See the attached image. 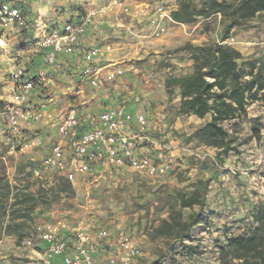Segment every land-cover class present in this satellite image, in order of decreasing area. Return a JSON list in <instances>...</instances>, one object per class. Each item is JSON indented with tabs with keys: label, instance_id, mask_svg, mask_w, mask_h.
<instances>
[{
	"label": "rangeland",
	"instance_id": "1",
	"mask_svg": "<svg viewBox=\"0 0 264 264\" xmlns=\"http://www.w3.org/2000/svg\"><path fill=\"white\" fill-rule=\"evenodd\" d=\"M4 2L13 4V0H0V4ZM142 3L152 7H171L178 4V0H61L54 11L59 14L70 11L71 15L82 18L91 11L97 12L96 20L102 22L99 25H102L105 36L100 45H110L111 51L118 55V62L109 61L116 64L108 66L103 75L118 66L124 69V73L112 81L102 76L101 82L93 85L88 79L77 80L66 70L53 69L50 70L52 82L47 92L50 93L49 97L58 99V114L71 108H81L78 98L83 94L98 96L100 92H104L103 96L113 94L111 98L116 101L114 107H125L127 111V107L133 108L137 111L129 112L143 113L147 119L145 127L142 129L138 123L137 126L132 123L131 128L140 136L148 129L151 140L145 139L140 145L149 146L147 153L157 162L169 164L168 172L164 176L147 177L131 169L98 165L96 171L86 179L71 182V191H59L57 184L64 179L59 173L43 171V178L34 175L33 170L41 168L42 157L41 153L36 152L37 149L14 153L11 150V137H0V161L5 164L6 175L12 185L23 186L30 181L31 191H37L40 184L47 189V192L38 195L39 205L32 219L26 222L23 239L7 235V220L0 222L1 245L18 243L23 249L29 246L23 242L30 237L36 244L39 242L34 231L37 223L64 219L71 227L86 230L94 260L96 251L101 250L103 255L100 257L105 264L107 261L111 264V258L117 261L126 243H133L140 251L131 264H196V261L199 262L197 264H223L220 249L227 243V238L250 233L255 226L253 213L264 204V88L259 91L258 99L247 107V117L239 122L237 135L240 153H231L225 159L217 158L218 151L200 144L194 135L210 117L200 119L180 114L179 90L173 88L170 92L166 88V79L186 76L194 71L187 45H203L219 40L223 30L222 18L214 15L187 24L167 21L166 32L155 36L147 14L139 15L141 8H146ZM21 10L24 25L25 13L23 8ZM62 26L38 19L32 26L29 25L35 33L26 45L41 51L42 35ZM235 36L237 38L234 40ZM244 40L255 41V44H244L255 49L242 54V61H256L257 66H264V16L237 28L227 43L235 47ZM23 66L30 74L36 71L31 62ZM244 68L250 71L246 64ZM84 82L91 88L85 91L84 87L82 92L79 86ZM78 89L80 93H76ZM5 104L0 101V108ZM6 121V118H0V125L3 127ZM256 122L260 127L259 138L252 132ZM58 124L57 119L52 121V126L40 127L36 132L42 133L46 127H52V132L46 135L52 136L50 144H54ZM22 131L24 137L31 136L26 135V130ZM229 162L239 170L230 172L229 169H222L226 177L214 183V170L218 166L225 167ZM214 186L222 193L227 191L221 197L227 199L226 208L233 214L231 223L225 219L217 223L205 222L207 212L211 211L207 201ZM196 189H206L205 204L182 208L178 193L190 195ZM175 211L182 213L184 221L196 225L194 229L191 227V237L184 241L175 235L165 236L156 232L162 221L170 220V215H174ZM197 213L200 216L195 223L193 217ZM214 227L222 230L223 235L217 233ZM201 231L205 234H201ZM23 257L16 248H0V264H28L29 259ZM5 260L8 262L5 263Z\"/></svg>",
	"mask_w": 264,
	"mask_h": 264
},
{
	"label": "built area",
	"instance_id": "2",
	"mask_svg": "<svg viewBox=\"0 0 264 264\" xmlns=\"http://www.w3.org/2000/svg\"><path fill=\"white\" fill-rule=\"evenodd\" d=\"M96 16L97 12L91 11L78 22H67L61 28L46 31L42 35L40 46L48 52L41 69L30 74L25 66L16 61L11 64L8 76L15 83L13 100L0 108V118L7 119L3 127L0 125V137H11V150L14 153L45 149V135L35 133L30 137H23V126L34 121L52 123L59 120L56 142L46 148L41 158V168L33 170L38 178H43V171H55L66 180L75 182L79 177L86 179L91 175L93 165L99 162L116 169H131L147 177L164 176L169 164L159 163L148 153L137 149V136L131 124L137 122L143 129L147 124L143 113H131L125 107H115L85 115L78 109L71 108L54 115L47 108L52 103V97L38 106L29 103V98L36 89L47 91L51 85L49 67L55 64L61 52L76 55L77 61L84 64L82 77L90 80L93 85H98L102 76H105V80L112 81L123 75L124 69L121 66L109 69L103 75L107 67L96 63L97 59L112 50L110 45H95L90 48L78 45L80 36L95 22ZM23 20L19 6L8 2L0 4V27L7 29L22 24ZM167 21L174 22V19L166 6L157 5L149 20L153 35H163L167 29ZM80 92L78 89L76 93ZM34 231L45 244V251L40 258L43 264H95L90 236L83 227H71L66 220L58 219L37 223ZM25 244L33 246V238H28ZM139 253L133 243H126L117 261L111 258L110 263L119 261L120 264H131ZM58 256L62 259H55Z\"/></svg>",
	"mask_w": 264,
	"mask_h": 264
},
{
	"label": "trees",
	"instance_id": "3",
	"mask_svg": "<svg viewBox=\"0 0 264 264\" xmlns=\"http://www.w3.org/2000/svg\"><path fill=\"white\" fill-rule=\"evenodd\" d=\"M171 15L175 21L184 24L221 15L223 30L220 39L203 45L188 44L194 71L186 76L166 79V88L170 92L173 88L179 90L180 114L200 119L210 117L195 131L200 144L216 149L220 159L231 153L239 154V122L247 117V107L258 99L259 91L264 88V66H257L256 61H242V53L227 42L237 28L264 16V0H178V8ZM245 64L250 68L249 72L245 70ZM45 94L43 90L40 92L41 96ZM252 132L260 137L258 122L252 126ZM29 184L12 185L5 164L0 161V222L6 219L5 233L19 240L24 238L26 222L32 219L39 205L38 195L47 192L43 184L35 192L30 190ZM57 188L59 191L73 189L65 178L58 182ZM205 193L206 189H196L190 195L179 192L177 198L182 208L203 206ZM253 214L255 226L250 233L231 235L221 247L223 264H264V204ZM197 218L193 217L195 223ZM191 227L192 223L184 221L182 213L175 211L170 220L162 221L156 232L175 235L184 241L191 237Z\"/></svg>",
	"mask_w": 264,
	"mask_h": 264
},
{
	"label": "crops",
	"instance_id": "4",
	"mask_svg": "<svg viewBox=\"0 0 264 264\" xmlns=\"http://www.w3.org/2000/svg\"><path fill=\"white\" fill-rule=\"evenodd\" d=\"M70 1V0H65ZM61 0H13V4L16 6H19L20 8H23V11L25 13V24H16L14 26H11L10 28H2L0 27V32L4 31V33L0 34V101L3 103H7L13 100L12 97V90L14 88V82H12L8 76L9 69L11 64L16 61V63L20 65H24L26 63H30L35 65L36 71L38 69H41L43 67V59L46 53L48 52L47 49H41V51L35 50L31 47H28L26 44L29 43L30 37L35 33V31L31 28H29V25L32 26L35 21L38 19H42L43 21H47L49 24H61L64 25L67 22H78L83 19L76 17V15H71V12L68 11L63 14H59L55 11V6H57L58 3H60ZM146 6V8H141V12H139V15L142 13H146L148 16V21L154 14V9L155 7L150 6L147 3H142ZM150 6V7H149ZM171 15L172 11L178 8V4L175 3L174 5L167 6L166 7ZM172 16V15H171ZM221 17V15H219ZM209 19V18H207ZM102 22L100 20H95V22L90 25L86 31L85 34L80 36L78 40V45L81 47L85 48H90L95 45H100V42L105 38L104 36V29L101 24ZM233 37V39L235 40ZM245 43H252L255 44V41L253 40H244L243 42H239L235 48L238 49L243 55L248 54L250 50H254V47H247L244 45ZM117 53L114 52H107L104 56H102L100 59H97L96 62L100 65H104L106 67L116 64L118 61L116 60ZM115 61L116 63H110L109 61ZM84 64L81 62H78L76 59V55H71V54H66L65 52H61L58 55L57 61L55 64L49 67V70H66L70 72L77 80L80 79V81H83L85 78L82 77V69H83ZM87 80V79H85ZM81 87L82 92H84V87L85 91L88 89L89 85L88 83L84 82L81 83L79 88ZM91 88V87H89ZM42 89H36L30 96L29 98V103H31L33 106H38L39 104L43 102H48V98L50 96V93L47 92L46 90H43L45 95L41 96L40 92ZM104 92H100L97 95H82L79 97L80 104L82 105L81 108H78L79 112L82 115H85L88 112H100L104 111L110 108H115L114 104H116V101L111 98L113 97L112 93H109V95L103 96ZM48 95V97H47ZM54 100V101H53ZM58 99L52 97V102L50 103L47 108L54 113V115H58V106L56 105ZM129 111H137L133 108H128ZM55 121V120H54ZM137 126V122H133ZM133 124V125H134ZM151 125V124H150ZM44 126H52V123H49L48 121H39L37 124L36 123H31L30 125H24L23 129L26 130V135H34L36 130L40 127ZM44 132L42 134L45 135L47 139V147L50 146V140H52V136L48 137L46 135L49 132H52V127H46ZM134 132V130H133ZM135 135L137 136L136 139V144H137V149L138 151L142 153H147L149 152V146H141L140 143H142L143 140L148 139L151 140L150 135L148 133V129L146 132L142 133L141 136L134 132ZM57 135H55V139L57 140ZM24 137V135H23ZM30 137V136H29ZM52 143V142H51ZM45 149H37L36 152L41 153V157L43 156L44 152L46 151ZM228 165H225V167L218 166L214 170V174L212 176L213 179L212 181L216 183V181L219 179H224L226 177V174L222 171L224 168L229 169L230 172H235L236 170H239L235 165H232L231 162L226 163ZM98 165H106L104 163H97L94 164L92 167V174L94 171H96V166ZM229 172V173H230ZM229 175V174H228ZM229 177V176H228ZM82 177H79L78 179H81ZM223 194H227V191L222 193L221 191L218 190L214 186L211 195L208 197V205L211 206V211L207 212L208 219L205 222H215L217 223L218 221L222 222V219L227 220L229 223L232 222V216L229 212V210L226 208V202L224 197H221ZM222 202V205H220ZM234 211L237 209H233ZM230 213V214H229ZM196 217L200 216V213H197L195 215ZM225 216V218H224ZM228 216V217H226ZM219 226V225H218ZM196 228V225L194 224L192 229ZM217 233H221L223 235L222 230H219L218 227L213 228ZM201 234H205V232L201 231ZM10 237H15L13 235H10ZM24 245L25 241L23 242ZM16 248L18 252H22V255L24 256L23 258L29 259L27 260L28 264H43L41 261V256H43V253L45 251V244L39 239V242L36 244L34 243L33 246H26L23 249L18 245V243L15 244H5L3 243L2 245L0 244V248L10 250V248ZM71 253L73 251H70ZM103 255V252L101 250L96 251L95 253V263L96 264H105L104 259L100 256ZM57 260H61L62 257L58 256L55 257ZM7 260L4 262L6 263ZM31 261V262H30ZM8 262V261H7ZM20 262H23L20 260ZM108 262V261H107ZM106 264H109V262ZM194 262V260H193ZM199 263L196 261V264ZM152 264V263H151Z\"/></svg>",
	"mask_w": 264,
	"mask_h": 264
}]
</instances>
